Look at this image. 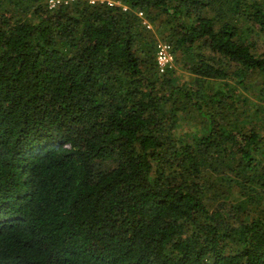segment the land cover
I'll return each mask as SVG.
<instances>
[{
  "label": "trees",
  "instance_id": "trees-1",
  "mask_svg": "<svg viewBox=\"0 0 264 264\" xmlns=\"http://www.w3.org/2000/svg\"><path fill=\"white\" fill-rule=\"evenodd\" d=\"M115 1L0 0V264H264V0Z\"/></svg>",
  "mask_w": 264,
  "mask_h": 264
},
{
  "label": "built area",
  "instance_id": "built-area-1",
  "mask_svg": "<svg viewBox=\"0 0 264 264\" xmlns=\"http://www.w3.org/2000/svg\"><path fill=\"white\" fill-rule=\"evenodd\" d=\"M77 0H47L48 7L50 9L57 7L61 4H68L70 2H74ZM90 4H106L109 6H112L114 4H117L118 1L115 0H87ZM126 9V7H123ZM138 15L140 17H143L142 12H138ZM143 24L146 25V27H150V24L147 22L146 19L142 20ZM156 63L159 69L160 73H163L170 69L173 66V54L171 52L170 46L167 42L159 41L156 45V53H155Z\"/></svg>",
  "mask_w": 264,
  "mask_h": 264
},
{
  "label": "rangeland",
  "instance_id": "rangeland-1",
  "mask_svg": "<svg viewBox=\"0 0 264 264\" xmlns=\"http://www.w3.org/2000/svg\"><path fill=\"white\" fill-rule=\"evenodd\" d=\"M151 24H150V27L149 28H151ZM159 41H161V40H159ZM159 41H157V43L159 42ZM163 42V41H162ZM173 67H175V69H176V76H177V78L178 79H183V78H186V72L183 70V69H181L178 65H176L175 64V62H174V60H173Z\"/></svg>",
  "mask_w": 264,
  "mask_h": 264
}]
</instances>
